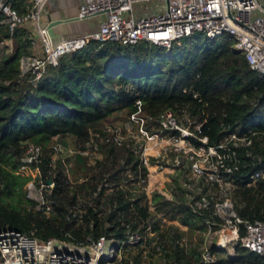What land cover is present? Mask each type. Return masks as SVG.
Listing matches in <instances>:
<instances>
[{"label":"built area","instance_id":"built-area-1","mask_svg":"<svg viewBox=\"0 0 264 264\" xmlns=\"http://www.w3.org/2000/svg\"><path fill=\"white\" fill-rule=\"evenodd\" d=\"M48 1L0 0V25L6 32L0 40V52L12 55L17 39L26 49L19 59V84L37 86L49 67L58 66L62 57L90 42L156 46L169 51L195 35L208 41L226 36L233 43L231 51L242 55L248 68L264 79V0H81L77 20L99 17L98 32L56 40L51 29L41 24ZM190 111L186 105L156 116L130 115L122 129L102 126L80 146L71 138L56 140L46 150L26 143L15 174L28 178L25 196L33 203L34 212L46 218L57 214L50 196L58 164L64 167L63 174L71 185L83 184L91 175L74 180L71 160L84 158L94 168L91 173H98L103 160L101 146L112 144L129 152L130 163L118 182L100 183L89 198H80L76 206L65 208L67 224L83 223L85 211L81 207L87 206L100 221L121 227L95 236L91 220L90 232L81 241L65 233L63 239L44 242L0 228V264H147L151 257H158L159 264H183L170 258L177 250L187 253L191 247L175 227V221L186 214L201 219V243L193 246L201 264H214V251L232 257L237 246L264 259V221L243 220L231 199L238 186L251 188L258 181L264 182V157L254 146L261 133L238 134L226 128L219 142L210 145L208 138L200 135L205 123ZM65 140H71L73 146ZM43 164L48 167L46 176ZM249 168L250 174L237 182L236 174ZM153 173L169 182L164 189L167 202L177 206L174 217L157 211L147 201ZM119 192L126 194L130 207L146 206L148 217H124L118 210ZM137 220L147 225L143 232L126 225Z\"/></svg>","mask_w":264,"mask_h":264},{"label":"trees","instance_id":"trees-1","mask_svg":"<svg viewBox=\"0 0 264 264\" xmlns=\"http://www.w3.org/2000/svg\"><path fill=\"white\" fill-rule=\"evenodd\" d=\"M5 37L0 25V40ZM232 44L225 36L208 41L198 35L183 39L180 47L175 45L169 51L156 46L90 42L62 57L58 66L49 67L39 84L32 87L28 82L18 83L19 59L26 49L17 39L12 55L0 54V228L44 242L48 238L63 239L65 233L81 241L90 232L91 220L95 236L121 227L100 221L87 206L81 207L85 211L83 223L67 224L65 208L76 206L80 198H89L100 183L118 182L130 163L125 149L112 144L101 146L103 160L98 173H91L94 168L77 157L70 172L74 180L90 174L83 184L71 185L63 174L64 167L58 164L50 196L57 214L49 218L34 212L24 191L28 178L15 174L26 143L46 150L56 140L71 138L76 146L84 145L90 133L117 112L156 116L189 105L190 112L205 123L200 135L208 138V144L219 142L226 128L238 134L258 132L261 134L254 139V146L256 153L264 157V79L248 68L242 55L231 51ZM47 169L46 164L41 165L43 176ZM251 170H241L236 181L247 177ZM125 196L120 192L117 195L121 204L118 210L124 217L146 219L147 207H130ZM231 199L240 218L264 221V182L258 181L251 188L238 186ZM149 202L157 211L174 217L177 206L160 193ZM179 223L201 228V219L190 214ZM126 225L140 232L147 226L139 220ZM152 225L158 228L157 223ZM117 233L121 234L119 230ZM196 247H190L187 253L177 250L170 259L201 264ZM214 252V264H264L262 257L239 246L232 257Z\"/></svg>","mask_w":264,"mask_h":264},{"label":"rangeland","instance_id":"rangeland-1","mask_svg":"<svg viewBox=\"0 0 264 264\" xmlns=\"http://www.w3.org/2000/svg\"><path fill=\"white\" fill-rule=\"evenodd\" d=\"M80 4H81V0H70V1L69 0H49L47 4V9H46V13H47L46 18L41 20V24L45 26L44 20L54 21L56 19H59L63 13V16L67 20L74 19L73 21L67 23V26H66L67 34L62 37L63 39H71L74 37L85 36L88 34H93V33L98 32L99 24H100L99 17H91L85 20H77L78 8ZM51 35H53L54 37V33L53 34L51 33ZM55 36L61 38L58 34ZM128 116L129 115L125 112H117L113 114L111 117L107 118L104 121L102 126H109V128H121L122 129L123 126L127 123L126 120H128L127 119ZM65 142L69 144L70 146H73L71 140L69 141L65 140ZM71 162L72 163L70 167H73V161L71 160ZM157 175L158 174L153 173L149 178V190L151 192L149 193L147 201L151 200L152 196L157 195L158 193H160L164 198L166 197V199H168V196H167L168 193H166V189H167V185L169 182L164 181L167 178L159 177ZM168 178L170 177L168 176ZM195 221L196 220L192 221L191 223L193 224ZM175 223H176L175 227L178 229L180 235L182 236V238L185 240V242L188 245H190L193 248V246H195L196 244L201 243V240L199 241V234H201L202 231L200 230L201 228H199V226H196V225L191 226L190 224L181 225L179 223V220H176ZM146 261L145 262L147 264H159L161 262V260L158 257H155V258L151 257V258H148Z\"/></svg>","mask_w":264,"mask_h":264},{"label":"crops","instance_id":"crops-1","mask_svg":"<svg viewBox=\"0 0 264 264\" xmlns=\"http://www.w3.org/2000/svg\"><path fill=\"white\" fill-rule=\"evenodd\" d=\"M70 1V0H69ZM46 9H47V7H46ZM46 11H45V14H44V17L42 18V20L43 19H45L46 18ZM65 17L63 16V13H62V15H61V17L59 18V19H64ZM49 22L50 21H48V20H44V25L45 26H48V24H49ZM50 33H54V37H53V35H52V37H53V39H63L62 37L64 36V35H66L67 34V28H55V29H51V32ZM59 35L61 38H59V37H56L55 35Z\"/></svg>","mask_w":264,"mask_h":264},{"label":"water","instance_id":"water-1","mask_svg":"<svg viewBox=\"0 0 264 264\" xmlns=\"http://www.w3.org/2000/svg\"><path fill=\"white\" fill-rule=\"evenodd\" d=\"M74 19L67 20L66 18L64 19H56L54 21H50L48 24L49 29H55V28H67V23L73 21Z\"/></svg>","mask_w":264,"mask_h":264}]
</instances>
